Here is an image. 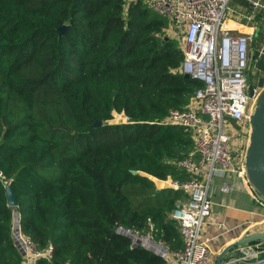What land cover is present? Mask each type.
I'll use <instances>...</instances> for the list:
<instances>
[{
    "label": "trees",
    "instance_id": "obj_1",
    "mask_svg": "<svg viewBox=\"0 0 264 264\" xmlns=\"http://www.w3.org/2000/svg\"><path fill=\"white\" fill-rule=\"evenodd\" d=\"M255 20L250 62L264 68V12ZM170 27L143 0H0V264L22 261L15 216L40 249L53 245L36 264H165L118 227L153 224L183 248L169 214L186 193L155 178H191L176 162L194 152L192 133L164 120L203 82L179 71Z\"/></svg>",
    "mask_w": 264,
    "mask_h": 264
},
{
    "label": "built area",
    "instance_id": "obj_2",
    "mask_svg": "<svg viewBox=\"0 0 264 264\" xmlns=\"http://www.w3.org/2000/svg\"><path fill=\"white\" fill-rule=\"evenodd\" d=\"M143 1L170 21L171 33L182 36V42L176 37L184 51L179 71L200 80L203 86L196 90L186 109H172L164 120L192 133L194 152L176 162L178 168L188 172L191 178H155L157 183L164 182L166 186L186 193V198L177 202L169 214L170 219L178 224L183 248L173 250L166 241L156 238L153 224L145 234L124 227H118L117 232L131 239V247H143L164 260L165 264H215L214 252L202 232L213 214V178L234 172L250 186L245 175L244 154L238 153L235 139L239 131L234 126L235 130L231 131L224 123L228 121L227 117L234 119L241 127L240 134L250 129L260 91L254 87L253 95L250 94L245 74L250 65V47L259 26L255 18L264 12V0H246L247 5L239 9L230 7L232 0ZM229 9L234 18L229 17ZM235 17L249 24L250 29L237 31L236 26L229 24ZM263 49L264 43L261 52ZM241 146L243 144L239 148ZM0 176L3 178L1 171ZM3 182L9 185V180L3 179ZM221 188L224 192L232 191V185L227 182ZM253 193L258 201L264 203L254 190ZM13 236L22 254L21 264H36L37 259L52 256L53 245L40 249L23 234L18 216L13 222ZM263 254L261 241L245 243L228 253L220 264H264Z\"/></svg>",
    "mask_w": 264,
    "mask_h": 264
},
{
    "label": "crops",
    "instance_id": "obj_3",
    "mask_svg": "<svg viewBox=\"0 0 264 264\" xmlns=\"http://www.w3.org/2000/svg\"><path fill=\"white\" fill-rule=\"evenodd\" d=\"M235 9L245 7L240 0H232ZM236 22H239L236 24ZM231 26H236L237 31L245 32L250 25L244 21L231 19ZM240 24V25H239ZM236 31V32H237ZM227 182L232 185L231 192H224L222 184ZM211 198L213 201V214L207 221L203 238L209 241L214 257L228 243L251 234L253 232H264V203L258 201L252 188L244 178L234 172L225 175H217L213 178L211 186ZM250 214L249 222L242 226L238 219V213ZM264 245V241H261ZM264 255V254H263Z\"/></svg>",
    "mask_w": 264,
    "mask_h": 264
},
{
    "label": "water",
    "instance_id": "obj_4",
    "mask_svg": "<svg viewBox=\"0 0 264 264\" xmlns=\"http://www.w3.org/2000/svg\"><path fill=\"white\" fill-rule=\"evenodd\" d=\"M64 28L65 25L59 27V30L63 31ZM184 75L189 77V74ZM254 89V85L249 83L248 90L251 95H253ZM227 120L236 129H239V124L234 119L227 117ZM102 123V121H98L96 124L101 125ZM248 135L244 151L245 175L251 188L264 201V89L260 92L256 101V105L251 116ZM133 172L136 171L134 170ZM6 194L8 205L16 206L18 204V200L12 185L6 186ZM263 240L264 232H255L238 238L222 248L216 257L215 264H220L223 258L237 246Z\"/></svg>",
    "mask_w": 264,
    "mask_h": 264
},
{
    "label": "rangeland",
    "instance_id": "obj_5",
    "mask_svg": "<svg viewBox=\"0 0 264 264\" xmlns=\"http://www.w3.org/2000/svg\"><path fill=\"white\" fill-rule=\"evenodd\" d=\"M231 4H232V1L230 2V7H236V6H233ZM228 13H229V17L234 18V16L230 12V9L228 10ZM171 34L173 36H175V37H178L180 39V41L182 42V36L181 35H178L176 33L175 34L171 33ZM260 41L262 42V46H263V43H264V35L260 38ZM252 51H253V47H250V52H249V56L250 57H251ZM245 75L247 77L248 82H250L251 79L254 78V81H256V83L259 84L262 81H264V68H262V67L261 68L260 67H254V66L251 65V62H250L249 68L246 71V74ZM257 89L261 92L264 89V86L263 87L262 86H259ZM124 120H126V117L123 114L115 113L114 121H121V122H123ZM224 126L225 127H229V129L231 131H234L235 130L234 127H233V125L229 121H225ZM248 136H249L248 135V132H245L244 134H239L238 137L235 138L236 141H237L238 153L242 152L244 154L245 146H246V143H247V140H248ZM241 144H243V146H241L239 148V146ZM158 184H159L160 187H166V183H164V182H158ZM167 187H168V185H167ZM238 219H239V221L242 222L241 224L243 226L247 222H249L250 214L249 213H246V212H240V213H238ZM206 224H207V222L204 224L203 229H202V232H204Z\"/></svg>",
    "mask_w": 264,
    "mask_h": 264
},
{
    "label": "flooded vegetation",
    "instance_id": "obj_6",
    "mask_svg": "<svg viewBox=\"0 0 264 264\" xmlns=\"http://www.w3.org/2000/svg\"><path fill=\"white\" fill-rule=\"evenodd\" d=\"M238 131H239V134H240V132H241V127L239 126V129H237Z\"/></svg>",
    "mask_w": 264,
    "mask_h": 264
}]
</instances>
